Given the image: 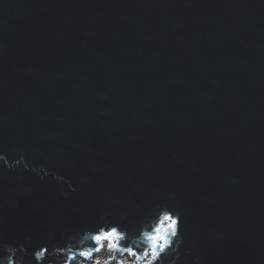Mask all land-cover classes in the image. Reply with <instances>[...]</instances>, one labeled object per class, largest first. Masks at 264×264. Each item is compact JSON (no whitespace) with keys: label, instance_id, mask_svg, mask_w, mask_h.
I'll return each instance as SVG.
<instances>
[{"label":"water","instance_id":"95a60500","mask_svg":"<svg viewBox=\"0 0 264 264\" xmlns=\"http://www.w3.org/2000/svg\"><path fill=\"white\" fill-rule=\"evenodd\" d=\"M158 228L155 264H264V0H0V258Z\"/></svg>","mask_w":264,"mask_h":264},{"label":"clouds","instance_id":"9594fccd","mask_svg":"<svg viewBox=\"0 0 264 264\" xmlns=\"http://www.w3.org/2000/svg\"><path fill=\"white\" fill-rule=\"evenodd\" d=\"M171 227V225L169 226ZM156 234L155 235H150V234H145V239H144V243L145 244H149L150 245V253L151 255L148 256L147 259H143V258H139L136 261L133 262V264H155V261L158 259L159 257V252H158V248L160 249V251H163L165 249V246H168L170 241L169 239L166 238L165 234H164V230L163 229H156ZM171 235L173 237H175L177 235L176 231H173L171 233ZM88 237L86 236L85 239H87ZM121 239L123 238L122 236L120 237ZM107 247L109 249H117V245L112 244L111 242L108 243ZM145 252V255L147 254V251ZM9 251L12 253L11 255L4 257V258H0V264H22V258L21 260L17 261L13 259V256L15 255V252L13 249H9ZM178 254V253H177ZM35 258L36 257V253H35ZM43 257H40L39 259H37L38 261L41 260ZM115 257L113 256L112 259H114ZM100 264V261H98ZM103 264H108L107 260L103 261Z\"/></svg>","mask_w":264,"mask_h":264},{"label":"snow or ice","instance_id":"6c2138e0","mask_svg":"<svg viewBox=\"0 0 264 264\" xmlns=\"http://www.w3.org/2000/svg\"><path fill=\"white\" fill-rule=\"evenodd\" d=\"M165 218L170 219V220L172 219V217H170V216H166ZM172 224H173V226H176L177 221L172 220ZM97 231H98V234L91 237V239L93 241H95L97 245L102 246V242H104V241H109L112 244L117 245L116 241H118L120 239V235H121L120 229H118L117 227H114V226L113 227L103 226L100 229H98ZM99 251H100L99 247H94V248L89 249L87 251L79 252V256L83 257L85 259H91L93 257L94 252H99ZM125 251H127L129 254H134V253H132L131 249H125ZM46 252H47V249H44L42 251L37 252L36 253L37 259H39L40 257H43ZM75 258H76V254H72L68 257V259H70V260H74ZM96 264H99V262L97 261Z\"/></svg>","mask_w":264,"mask_h":264},{"label":"rangeland","instance_id":"374dc122","mask_svg":"<svg viewBox=\"0 0 264 264\" xmlns=\"http://www.w3.org/2000/svg\"><path fill=\"white\" fill-rule=\"evenodd\" d=\"M104 256H106V254H100L99 256H96L95 257V260L93 261V262H90L91 264L92 263H94V264H96V262L97 261H100V263L105 259V257ZM127 258H128V256H127ZM96 261V262H95ZM127 261V260H126ZM85 261H80V262H76L75 264H82V263H84Z\"/></svg>","mask_w":264,"mask_h":264},{"label":"bare ground","instance_id":"6f19581e","mask_svg":"<svg viewBox=\"0 0 264 264\" xmlns=\"http://www.w3.org/2000/svg\"><path fill=\"white\" fill-rule=\"evenodd\" d=\"M100 254H105V247L101 250V252L99 253V255ZM105 257V256H104ZM80 261H85V262H87V260L85 259V258H83V257H80V258H78V260H77V262H80ZM126 261V260H125ZM96 262V261H95Z\"/></svg>","mask_w":264,"mask_h":264}]
</instances>
